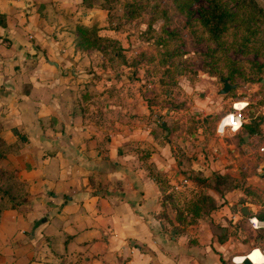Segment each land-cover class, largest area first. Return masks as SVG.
Wrapping results in <instances>:
<instances>
[{
  "label": "crops",
  "instance_id": "0c3cea01",
  "mask_svg": "<svg viewBox=\"0 0 264 264\" xmlns=\"http://www.w3.org/2000/svg\"><path fill=\"white\" fill-rule=\"evenodd\" d=\"M100 1L0 0V135L11 145L0 165L27 192L0 214V264H264V237L245 239L239 228L241 205L264 211V123L249 121L240 153L221 137L215 146L195 110L189 135L212 153L180 157L152 49L129 40L135 31ZM235 169L243 186L223 195L188 176ZM200 190L214 198L208 214L190 208Z\"/></svg>",
  "mask_w": 264,
  "mask_h": 264
},
{
  "label": "rangeland",
  "instance_id": "374dc122",
  "mask_svg": "<svg viewBox=\"0 0 264 264\" xmlns=\"http://www.w3.org/2000/svg\"><path fill=\"white\" fill-rule=\"evenodd\" d=\"M100 2L102 7L108 8L110 20L115 18L126 30H130V33L135 31L132 37L129 38L127 35L129 40L134 42L143 40L147 44V51L152 49L148 57L153 62L157 81L161 86L157 94L164 96L166 89L172 94L176 117H169V124L166 125L171 127L176 153L183 158L186 157V153L182 149H188L191 154L196 150H202L208 156L212 153L205 144L208 141L203 140V143L202 138H199V142H195L189 135L191 131L198 129L195 110L198 111V115L203 116L208 131L212 133L215 146L218 147V138L221 137L226 143H236L240 153H243L245 150L241 145L245 141L242 135L246 134L244 131H252L249 114L252 111L254 114L259 111L256 116L264 115L262 17L237 0H219L230 11V18L220 35L213 37L201 21V15L209 5V0ZM254 2L264 10V0ZM125 19L126 24L123 22ZM156 48L158 51H155ZM145 53L146 51L142 50L136 54L135 60L139 61L137 58ZM176 73L183 75L177 79ZM220 76L228 77L230 82H236L237 86L227 93L218 94L214 87L222 86ZM239 101L245 102L241 130L240 127L236 130L230 127L220 133L217 130L218 121L222 122V119L232 117L233 114L229 112L234 111L233 102ZM164 103L168 104L165 98L160 102L161 106L164 107ZM205 111L210 115H203ZM164 112L165 110L162 115ZM188 114L191 117H188ZM166 125L163 127L158 125L159 136L163 135V128ZM180 137L187 140V143L180 141ZM260 144H263V141ZM226 146L228 149L229 145ZM257 146L259 147L258 143ZM258 147L256 148L259 153ZM233 173L229 176L237 184L240 182L239 174L245 172L235 169ZM247 222L239 225L245 239L264 233V230H251V225L249 226Z\"/></svg>",
  "mask_w": 264,
  "mask_h": 264
},
{
  "label": "trees",
  "instance_id": "16d2710c",
  "mask_svg": "<svg viewBox=\"0 0 264 264\" xmlns=\"http://www.w3.org/2000/svg\"><path fill=\"white\" fill-rule=\"evenodd\" d=\"M244 7L252 8L255 13L260 15L264 20V10L257 5L254 0H237ZM230 18V11L219 2V0H209V5L203 11L201 15V21L203 26L213 37H217L224 30L228 20ZM83 30H89L87 26L80 24V28ZM89 35L93 32H87ZM254 131V128H250ZM11 145L7 143L0 135V161L4 158L6 152L10 149ZM188 176L196 181L201 189H214L220 195H223L226 191L235 188L242 187V183H234L233 178L228 174H220L213 172L210 175H203L201 172L190 170ZM197 197L192 203V211H199L203 214H208V211L215 207L214 198L207 191L196 193ZM27 192L25 190L24 182L19 180L15 169H6L0 165V214L4 208L15 207L26 200ZM200 212V213H201ZM257 217L264 219V211H259ZM264 237V233L255 237V240L259 241Z\"/></svg>",
  "mask_w": 264,
  "mask_h": 264
},
{
  "label": "water",
  "instance_id": "95a60500",
  "mask_svg": "<svg viewBox=\"0 0 264 264\" xmlns=\"http://www.w3.org/2000/svg\"><path fill=\"white\" fill-rule=\"evenodd\" d=\"M220 81L222 83V86L218 89L217 93L218 94H224L230 91L231 89L235 88L237 86L236 82H230L228 77H223L220 76ZM250 120L256 125V124H261L264 123V117H261L259 119H256L254 116L253 111L249 114ZM240 211L242 212L243 215L249 216L250 211L248 210L246 205H241ZM243 264H251L250 260L248 258L243 260Z\"/></svg>",
  "mask_w": 264,
  "mask_h": 264
},
{
  "label": "built area",
  "instance_id": "2783aa9c",
  "mask_svg": "<svg viewBox=\"0 0 264 264\" xmlns=\"http://www.w3.org/2000/svg\"><path fill=\"white\" fill-rule=\"evenodd\" d=\"M232 107H233L234 111L229 112V113H232L234 115H238V117H239V119L241 121L240 124L242 125V122L244 120V118H243V111L242 110H243L244 107L243 108H240V109L234 107V105H232ZM230 127H231V125H226L225 126V129L226 128H230ZM225 129H223V130H225ZM217 130L219 131L218 126H217ZM219 132L222 133L223 131H219ZM259 150L264 153V144L259 147ZM184 181H186V179H183V182ZM175 187L177 188V184L175 185ZM246 217H247L248 223L252 227H254V228H264V219H260V218H258L255 215H249V216H246Z\"/></svg>",
  "mask_w": 264,
  "mask_h": 264
},
{
  "label": "clouds",
  "instance_id": "9594fccd",
  "mask_svg": "<svg viewBox=\"0 0 264 264\" xmlns=\"http://www.w3.org/2000/svg\"><path fill=\"white\" fill-rule=\"evenodd\" d=\"M237 107H243V105H237ZM226 123H232L234 125V130L235 128H239V122L238 121H235L233 120L232 118L228 119L226 121ZM221 131H223V127H221L220 129ZM258 258H260V253L257 251L254 255H253V259L254 260H257Z\"/></svg>",
  "mask_w": 264,
  "mask_h": 264
},
{
  "label": "bare ground",
  "instance_id": "6f19581e",
  "mask_svg": "<svg viewBox=\"0 0 264 264\" xmlns=\"http://www.w3.org/2000/svg\"><path fill=\"white\" fill-rule=\"evenodd\" d=\"M233 120H235V121H238L239 122V125L241 126V124H240V119H239V117H238V115H232V117H231ZM239 126V127H240ZM231 128L234 130V125L231 123ZM235 129H237V128H235Z\"/></svg>",
  "mask_w": 264,
  "mask_h": 264
}]
</instances>
